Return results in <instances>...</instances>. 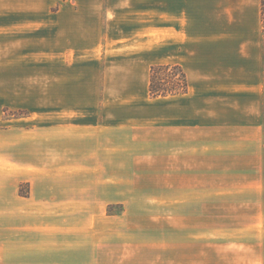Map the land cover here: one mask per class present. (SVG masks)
Here are the masks:
<instances>
[{"label": "crops", "instance_id": "1", "mask_svg": "<svg viewBox=\"0 0 264 264\" xmlns=\"http://www.w3.org/2000/svg\"><path fill=\"white\" fill-rule=\"evenodd\" d=\"M108 33L129 34L119 47L140 51L128 58L140 67V86L122 83L118 100L103 102L101 124H50L54 137L82 146L84 156L95 161L160 162L168 176L181 174L184 162H196L200 169L201 161L228 160L229 146L249 143L250 130L256 139L263 137L257 130L264 129V0H0L4 96L24 97L18 72L26 49L31 54L50 50L51 58L55 54L64 65L74 66L66 96L97 95L98 85H86L84 66L90 51L107 46ZM158 47L167 50L161 63L184 68L187 93L150 95L149 59ZM119 104L128 109L124 117L108 110ZM24 133L23 124H0V264H9L11 254L24 264L26 253L40 250L39 207L33 201L26 208L31 196L19 188L25 182ZM236 186L209 192H222L228 199V194L244 191ZM196 192H202L199 186L166 180L159 190L167 207L161 219L174 225L175 216L183 215L180 206ZM10 218L16 219L19 244L12 249Z\"/></svg>", "mask_w": 264, "mask_h": 264}, {"label": "rangeland", "instance_id": "2", "mask_svg": "<svg viewBox=\"0 0 264 264\" xmlns=\"http://www.w3.org/2000/svg\"><path fill=\"white\" fill-rule=\"evenodd\" d=\"M107 36V46L90 51L84 66L87 87L99 86L95 96H66L74 66L55 54L51 58L50 50L26 49L18 72L23 98H6L0 80V124H23L25 132V182L19 188L31 196L26 208L33 201L39 207L40 250L26 253L24 264H264V129L257 130L261 139L250 130L249 143L229 146L228 160L201 161L200 169L184 162L175 176L166 170L163 175L160 162L88 159L82 146L51 134L50 124H101L105 104L124 92L122 83L140 86V67L128 60L140 51L119 47L129 34ZM163 51L152 49V65L161 64ZM80 104L83 108H76ZM108 110L118 117L128 111L120 104ZM166 180L202 190L189 194L174 225L161 219L167 207L159 190ZM224 185L244 191L228 199L209 192ZM16 230V219L10 218V249L19 246ZM9 260L20 264L13 254Z\"/></svg>", "mask_w": 264, "mask_h": 264}, {"label": "trees", "instance_id": "3", "mask_svg": "<svg viewBox=\"0 0 264 264\" xmlns=\"http://www.w3.org/2000/svg\"><path fill=\"white\" fill-rule=\"evenodd\" d=\"M149 90L152 97L187 93L189 90V82L182 65L176 63L152 65ZM20 193L27 195L21 188Z\"/></svg>", "mask_w": 264, "mask_h": 264}]
</instances>
